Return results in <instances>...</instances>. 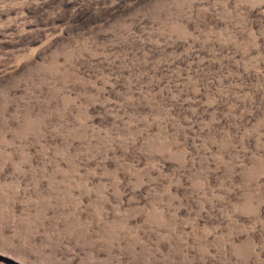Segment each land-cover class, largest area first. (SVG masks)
Masks as SVG:
<instances>
[{
  "label": "rangeland",
  "instance_id": "374dc122",
  "mask_svg": "<svg viewBox=\"0 0 264 264\" xmlns=\"http://www.w3.org/2000/svg\"><path fill=\"white\" fill-rule=\"evenodd\" d=\"M0 264H264V0H0Z\"/></svg>",
  "mask_w": 264,
  "mask_h": 264
}]
</instances>
